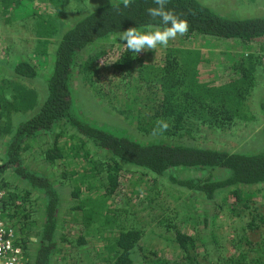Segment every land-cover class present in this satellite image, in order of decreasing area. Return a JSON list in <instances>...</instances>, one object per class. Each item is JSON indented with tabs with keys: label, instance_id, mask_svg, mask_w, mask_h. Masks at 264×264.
Segmentation results:
<instances>
[{
	"label": "trees",
	"instance_id": "16d2710c",
	"mask_svg": "<svg viewBox=\"0 0 264 264\" xmlns=\"http://www.w3.org/2000/svg\"><path fill=\"white\" fill-rule=\"evenodd\" d=\"M22 1L32 10L24 12L20 27L15 25L16 45L19 49L24 45L20 55L34 56L36 64L16 60L10 76L0 83V138L13 133L14 112L39 108L16 129L17 140L8 146L7 155L12 162L22 164L20 152L27 150L26 141H34L22 139L38 137L40 131L55 136L52 143H45L44 157L57 168V181L69 189L76 217L73 227L78 228L76 240L70 232L60 234L55 185L48 178L25 171L20 164L12 165L29 187L20 190L12 186L5 207L13 210L9 218L26 250L32 214L37 210L31 193L36 189L47 196L44 222L38 227L34 219L40 239L35 264H54L56 254L67 247L57 257L63 262L71 256L72 245L91 246L92 253L105 264H134V254L146 262L151 259L150 264H264V234L255 236L264 224V214L258 208L234 225L225 241L218 238L221 244L214 246V263L209 261L213 257L208 246L195 258L191 233L187 232L196 221L193 200L181 197L177 189H195L212 197L225 186L264 183V146L255 153H240L202 147L199 142L211 132H230L239 123L254 120L250 101L258 98L264 86V56L258 53L264 43V16L230 17L202 0H170L166 8L187 19L188 33L170 41L166 48L135 56L118 36L129 27L144 30L150 24L160 26L159 20H152L146 11L157 6L154 0H134L126 9L120 0H0V4L7 8ZM118 4L120 12L115 10ZM60 16L69 17L70 24L62 26ZM111 36L119 48L114 46L110 61H104L123 84L136 75L142 92L136 130L149 137L147 142L97 127L75 112L71 88L75 59L84 48ZM207 37L221 41L226 50L207 53L202 50L203 42H193ZM55 40H59L56 65L49 79V97L42 100L33 88L19 81L41 76ZM255 40L259 43L253 51ZM99 50L88 56L84 70L89 66L91 71V64L105 55L104 49ZM90 77L99 81L97 76ZM12 91L9 98L7 93ZM158 120L166 121L169 128L154 135ZM73 131L81 137H73ZM184 168L204 175L184 179L171 174L173 169ZM225 171L226 178L212 179L217 176L215 172ZM169 180L173 187L167 186ZM124 190H131L161 212L157 225L168 230L172 238L169 242L166 235L159 236L178 249L184 262L170 260L146 244L148 236L135 213L118 203L117 195ZM238 199L241 201L242 196ZM242 207L247 211L253 208L248 201Z\"/></svg>",
	"mask_w": 264,
	"mask_h": 264
},
{
	"label": "rangeland",
	"instance_id": "374dc122",
	"mask_svg": "<svg viewBox=\"0 0 264 264\" xmlns=\"http://www.w3.org/2000/svg\"><path fill=\"white\" fill-rule=\"evenodd\" d=\"M204 3H207L214 7L217 11L221 12L222 14L228 15L230 17H240L245 14L246 16H261L264 14V0H202ZM71 14V12H70ZM72 15V14H71ZM61 25L67 26L70 24V19L67 16H60ZM61 26V27H62ZM63 28V27H62ZM205 38V37H204ZM208 39L202 38H196L194 40V44L198 45V42H203L202 44V50L204 52H215L219 53L220 51L226 50L224 45L221 43V41H216L213 38L207 37ZM176 40H178L176 38ZM57 41V42H56ZM114 39L111 37H108L106 39H101L96 41L94 44H92L89 47L84 48L81 50L76 59H75V70L73 71L72 76V97L75 105L76 112L81 115L84 120L87 122L97 126V127H103L108 129L111 132H114L119 135H126L129 137H132L137 140L141 141H149V137L144 136L137 132L136 130V117H137V111L138 107L141 104V88L139 86V83L136 79V75L133 74L131 78L127 81L128 83L121 82V78L112 72L107 67V64L104 60L108 59L112 51L115 47L119 48V44L113 42ZM175 41V40H174ZM225 41V40H224ZM55 46L51 45L49 57L47 64L45 65L44 71H41V76L36 79H25L22 80V82L19 81V83H23L24 86L26 84L33 88L34 91L38 94L40 99L45 100L47 97H49V79L54 72V68L56 65V57H57V49H58V43L59 40H55ZM259 40H255L253 43V51L255 50V46H258ZM103 45H106L108 47H103ZM24 46V45H23ZM22 46V47H23ZM112 46V47H111ZM115 46V47H114ZM20 47V54H23L21 52ZM105 50V55L101 56L102 58L98 59L96 62L91 64L89 71V66L87 70H84V66L86 65V59L88 56L92 53H95L99 49ZM162 47H158L159 50H161ZM100 49V50H101ZM27 50V49H26ZM99 50V51H100ZM28 51V50H27ZM264 56V43L262 44V49L258 52L261 53ZM20 59H27L29 60L34 66L36 64L34 56H28L27 55H20ZM110 61V59H108ZM212 69V67H211ZM86 71V72H85ZM91 72V73H90ZM86 73H88L86 75ZM98 78L99 81H97L95 78ZM127 85H129V89H127ZM9 95H11L9 93ZM263 100V103H261L258 98H251L250 106L251 109H253L255 112L259 115H263L264 107L259 105V102L264 105V86L260 89V93L257 96ZM263 110V111H262ZM35 110H30L26 112H19L20 115V121H27L29 118L32 117V113H34ZM262 121V117L259 118ZM18 121V119H16ZM260 126L258 124L254 125H244L239 124L235 128H233L230 132H222V133H210L205 137L204 140H199V142L202 145L221 149V150H251L252 148L259 147L264 141V138H262V133H260L259 130ZM258 131V132H257ZM257 134L256 140H250L252 133ZM262 138V139H261ZM46 136L40 137V140H45ZM248 144V145H247ZM247 145V147H246ZM39 148V143L36 142L33 144L32 150H34L33 156H26V167L32 168L34 170H37L38 167V159L39 155L37 154ZM2 152H4V149H0ZM46 165H44L43 168H45ZM48 172L47 168L44 170ZM173 175L179 178H192L194 176L201 175L203 176L204 173L200 172L199 170H191V169H179L174 170L171 172ZM13 174V173H10ZM11 180L17 181L18 185H22L23 182L20 180L19 176L11 175ZM22 183V184H21ZM168 187H173L171 185V181L166 182ZM177 186V185H175ZM177 189H180L181 191V197H185L189 191H183L185 189L184 187L177 186ZM244 193L251 198L256 205L261 206L263 212H264V186H258V185H249V186H243ZM263 188V189H262ZM69 190V189H68ZM195 194V193H193ZM63 195V193H62ZM67 200L63 203L62 207L59 208L57 213V218L59 220L60 226H59V233H71L70 235L73 236L74 240H76V235L78 234V228L73 227V224H76V217L75 213L72 211V205L74 203L73 200L69 199L66 193H64ZM139 196L132 192L131 190H124L121 193L117 195L118 203L121 205H124L125 207L132 210L137 219L139 220L142 228L146 229V233L148 234L151 229L155 228V231L153 234L151 233V236L153 238H149V242H146V244L150 247H156L155 250H157L160 254L164 255L165 257L173 258L177 255V250L174 249L170 244V238H172L171 234L167 231L165 233L164 231L160 230V228H157L155 226V220L158 219V216L160 215V211L157 208H152L148 205L146 201H142L138 198ZM38 200H35L34 205L36 206V211H33L31 221L32 228L29 232L30 242L27 243V247L29 250L28 253L31 255V259L35 261V253L37 252V243L40 240L37 236V229L34 224V219L36 222V226H41V223L44 222V214H45V207L44 202L42 201L41 196L37 197ZM200 199V198H199ZM217 201V200H216ZM217 202H208L205 200L200 199L198 204V209L200 213V220L202 221L200 226L198 235L200 237V240L204 242L207 246H216L218 245V240L216 241L215 236L218 238H221L220 240H224V236L226 235V232L229 230L224 226V223L231 224V225H237L238 221H235V217H229L222 215L220 218V222L215 219V213H216V205ZM220 224L223 225L220 229H217ZM233 226L231 227L232 230ZM264 228V227H263ZM261 228V229H263ZM157 229V230H156ZM260 229V230H261ZM153 231V230H152ZM232 232V231H231ZM217 233V235H216ZM251 234H255L251 231ZM264 234V230L260 231L255 234V236H262ZM159 235H166L169 238V242L165 241L162 237ZM149 236V235H148ZM230 236V235H229ZM221 244V243H220ZM64 243L62 244V248L64 247ZM61 247V245H60ZM67 247H64L62 252H58L56 254V262L54 264H103L99 256L95 253H92V247H82L80 245H72V254L71 256L67 257L66 260L60 263L59 259L57 261V257L59 258L60 255L64 254V250ZM61 253V254H60ZM210 255L213 257V262H215V256L217 253L215 250H210ZM143 261L141 257H138L135 259L134 264H150L152 262L151 259Z\"/></svg>",
	"mask_w": 264,
	"mask_h": 264
},
{
	"label": "flooded vegetation",
	"instance_id": "af4514ba",
	"mask_svg": "<svg viewBox=\"0 0 264 264\" xmlns=\"http://www.w3.org/2000/svg\"><path fill=\"white\" fill-rule=\"evenodd\" d=\"M263 16H264V14H263ZM10 94L11 95H9V93H7V95H8L9 98L12 97L13 91L10 92ZM258 100L261 103H263V100L261 98L258 97ZM260 102H259V105L262 106V107H264V105L261 104ZM250 109H251V106H250ZM37 111H39V108H37L34 111V113H32L33 114L32 117L35 116V114L37 113ZM251 111H252V114L254 115V120L251 121V122H245V123H239V124H244V125H246V124L249 125L250 124V125H254V124H258L259 123L260 128H259L258 131L263 134L262 135V138H264V132H263L264 131V113H263V115L262 114L259 115L257 113V111L255 112L253 109H251ZM19 112L20 111L14 112L12 114V121H11L12 124H11V126L14 129L13 133H11V135H9V136H3V138L1 137L2 139L0 138V140H1L0 141V149H2V148L4 149V152H2L0 150V167H1L0 169H2L3 167L6 168L4 171H1L0 170V191H2L4 193V199H3V202L1 204V209H2V211L4 213L3 216H4L5 220H6L7 225L10 226L14 230V233L16 235V238L18 239L16 241L17 244L24 250V252L26 253V255L30 258L31 264H33V261L31 259V255L28 253V251L25 248L22 247V245H20L21 239L17 235L16 230L13 227L12 222L10 221L9 213L12 214L13 213V210L10 209V208H8V207L6 209V207H5L6 204L9 202L10 188L12 186H19L20 187V190H21V188H27V187H29V185L24 181L23 177H20L19 175H17L13 171V169H15L16 167H19L20 165H22V167L24 168L25 171L27 170V172H32L34 174H37L40 177L48 178L55 185V188H56L57 193H58V197H59L58 210H59L60 207H62L63 203L67 200V198L64 195V193H66V195L68 196L69 199L73 200V198H72V196L69 193L68 187L61 185L59 183V181H57L56 177H57V174H59L57 172V168H55V166L52 163L51 164L48 163L47 160H46V158L44 157L45 156L44 155L45 154L44 151L46 150V144H49V142L52 143L53 140H55V136L54 135H52V134H50V133H48L46 131H40L38 137H34V138L33 137L32 138L28 137V138L22 139V140H34V141H31V142L30 141H28V142L26 141L25 146H28L29 145L27 147V150H25L24 152H22V151L20 152L21 157L20 156L19 157L21 159V163L22 164H20V162H17V164L14 163V162H12L11 159L9 158V156L7 155V148H8V146L10 144H12L13 140H17L16 139L17 138L16 137V134H15L16 129L19 127V125L21 126V124H23V123L26 122V121H20ZM75 112H76V109H75ZM76 114L79 117H81L82 119H84L77 112H76ZM260 117H262V121L259 119ZM31 118H29V119H31ZM16 119H18V121ZM212 133H221V132H212ZM252 134L253 135L251 136L250 140H256L257 134H255L254 132ZM71 135H73V137H75V138L77 137L76 139H78V138L81 137V134L79 132H77V131L71 132ZM43 136H46V139L39 141V138L40 137H43ZM204 139L205 138H203L202 140H204ZM35 140H36V142L39 143V148H38V152H37V154L39 155L38 167L36 168L37 170H34L32 168L29 169V168H27L25 166L26 165L25 157L26 156H33V154H34V150H32V147H33V144H35ZM261 143L262 144L259 147L252 148L251 150L238 149V150H226V151L240 152V153H255L256 151H258L259 149H261V147L264 146V141L261 142ZM247 145H246V147H247ZM200 146H202V147H208V146L202 145L201 143H200ZM208 148H211V147H208ZM12 165H15L16 167L15 166L11 167ZM44 165H46L45 168H43ZM46 168H47L48 172L44 171V170H46ZM10 173H13V174H10ZM214 174H217V176H213L212 179L215 178L216 181L217 180L218 181L219 180H222V179H224V178H226L228 176L227 175L228 173H226V171L225 172H222V173H216L215 172ZM11 175H14V176H17V177L19 176V178L23 182V184L21 183L22 185H18L17 184V181L11 180L10 179ZM194 177H192V178H194ZM197 177H201V175H198ZM5 183H8L11 186H7V185H5ZM251 185L264 186V183H256V184H251ZM243 186H249V185H247V184H235V185H232V186H225L223 189H221L219 191H216L212 195V197H208L206 195V193L203 194L200 191H197L195 189L189 190L188 194L186 195V198L187 199L189 198V200L190 199L193 200V204H194V210L193 211H194V213L196 215V221L193 222V224L191 226H188V229L189 230L187 232L189 234L190 233L191 234L190 235L188 233L187 234L189 236H191L190 238H191V243H193V246L190 243L191 245H189V247L190 248H191V246L193 247V255L195 254V258L197 257V255H199V252L201 250L203 251L205 249V246H207L204 242H202L200 240V237H199L198 232H197L199 230V226H200V224L202 222L200 220L201 218H200V213H199V209H198L199 206L197 204V202L200 199L205 200V201H208V202H214V203L218 201V203L216 205V213H215V219H217L218 222H220V218H221L222 215L229 216V217H233V218L235 217L236 218L235 221L240 222L242 219H246L247 218V215H248L249 211L254 212L255 209H257V208L260 209L262 211V213L264 214L261 206L256 205V203L244 193L243 188H242ZM234 190H237V192H236L237 194L234 192ZM42 192H40L39 190H36V189L33 190V192L31 193V199H32V203L33 204L35 203V200H38V198H37L38 196H41L42 201L44 202V205L47 204V196H46V194L44 192L43 193ZM62 193H63V195H62ZM193 193H195V194H193ZM230 193H235V195L232 198V200H227V197H228V195ZM240 195L242 196V200L241 201L238 199V197ZM234 199H236V200L234 201ZM245 201H248L249 202V205L253 207V208H251V210H248L247 211L246 209H243L244 207H242V206H243V202H245ZM34 207L36 208L35 205H34ZM245 210L247 211V213H246ZM72 211H73V208H72ZM161 216L162 215L160 213V215L158 216V219H156L155 222H154L155 223V226L157 228H159L158 227L159 225H157L158 222L160 220H162V217ZM223 223H224V226L229 230L228 232H226V234L229 233V235H232V233H231V227L234 226V225L227 224L225 222H223ZM221 227H223L222 224H220V226L217 229H220L221 230ZM263 227H264V224L260 228L258 227L259 229L256 231V233H258L260 231H263L264 230ZM261 228H263V229H261ZM144 230H145V233H146V229L145 228H144ZM160 230H162V231L165 230L166 232L168 231V230H166L164 228H160ZM154 231H155V228L151 229L148 234L146 233L147 236L149 235L147 237V241L149 240V238L153 237V236H151V233L153 234ZM216 235H217V233H216ZM215 238H216V241H217L218 240V235H217V237L215 236ZM208 247H210V250H212V249L214 250V247H212V246H208ZM176 250H178V249H176ZM139 256L140 255H138V254H134L133 255V257H134L133 263L135 262V259L138 258ZM210 257L212 258L211 255H210ZM166 258H168L170 260H173V261H177V262H184V260H183V258H182V256H181L180 253H179V255L177 253V255L174 256L172 259L169 258V257H166ZM99 259H100V256H99ZM100 261L103 264H105V262H103L101 259H100ZM209 261L212 262V263H214L213 260H209ZM34 264H35V261H34Z\"/></svg>",
	"mask_w": 264,
	"mask_h": 264
},
{
	"label": "clouds",
	"instance_id": "9594fccd",
	"mask_svg": "<svg viewBox=\"0 0 264 264\" xmlns=\"http://www.w3.org/2000/svg\"><path fill=\"white\" fill-rule=\"evenodd\" d=\"M134 0H120L123 8H129ZM170 0H154L156 7H149L146 11L152 20H159V25L153 27L148 25L144 30L137 27H129L122 31L118 36L124 42L125 49L136 55L148 50H157L158 47H168L170 41L176 40L188 33L189 23L187 19L181 18L173 10L166 8ZM120 4L116 5L115 10L121 11ZM98 5H96L97 7ZM157 128L153 129V134L164 132L169 128L166 121L158 120Z\"/></svg>",
	"mask_w": 264,
	"mask_h": 264
},
{
	"label": "crops",
	"instance_id": "0c3cea01",
	"mask_svg": "<svg viewBox=\"0 0 264 264\" xmlns=\"http://www.w3.org/2000/svg\"><path fill=\"white\" fill-rule=\"evenodd\" d=\"M31 10L25 1L20 2L19 6L13 5L7 8L0 4V83L10 76L16 60H20V49L16 45L17 35L14 30L20 27L19 21L24 16V12L29 13ZM10 19H13V22H10ZM7 45L11 53L8 52Z\"/></svg>",
	"mask_w": 264,
	"mask_h": 264
},
{
	"label": "built area",
	"instance_id": "2783aa9c",
	"mask_svg": "<svg viewBox=\"0 0 264 264\" xmlns=\"http://www.w3.org/2000/svg\"><path fill=\"white\" fill-rule=\"evenodd\" d=\"M4 193L0 191V264H31L30 258L17 244L14 230L7 225L1 204Z\"/></svg>",
	"mask_w": 264,
	"mask_h": 264
},
{
	"label": "water",
	"instance_id": "95a60500",
	"mask_svg": "<svg viewBox=\"0 0 264 264\" xmlns=\"http://www.w3.org/2000/svg\"><path fill=\"white\" fill-rule=\"evenodd\" d=\"M174 170H179V169H173V171H174Z\"/></svg>",
	"mask_w": 264,
	"mask_h": 264
}]
</instances>
